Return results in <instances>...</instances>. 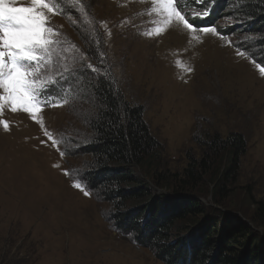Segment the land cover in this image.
I'll return each mask as SVG.
<instances>
[{
  "label": "rangeland",
  "instance_id": "1",
  "mask_svg": "<svg viewBox=\"0 0 264 264\" xmlns=\"http://www.w3.org/2000/svg\"><path fill=\"white\" fill-rule=\"evenodd\" d=\"M17 6H30V0H17ZM59 6L63 14H48V24L64 42L53 66L60 69L66 62L77 70L66 82L61 79L57 93L50 92L62 99L71 87L70 102L44 107L40 115L63 143L57 150L28 113L5 108L0 115L9 123L8 131L0 125V264H163L134 234L115 226L117 209L86 179L91 159L83 149L92 141L90 119L98 107L83 82L84 71L110 79L124 101L142 106L159 148L132 170L149 185L157 181L153 172L164 174L155 193L180 194L172 192L170 175L180 178L190 158H205L209 169L197 186L204 191L199 199L214 205L210 191L225 173L228 153L213 152L207 144L214 134L241 135L245 151L216 207L251 216L254 201L264 203V76L255 66H264V54L257 35L237 29L243 21L234 12L236 3L230 1L215 21L222 32L230 29L222 33L226 39L190 34L175 22L160 35H146L163 27L151 0H62ZM73 55L86 59L72 65ZM74 179H81L89 196L73 187Z\"/></svg>",
  "mask_w": 264,
  "mask_h": 264
},
{
  "label": "trees",
  "instance_id": "2",
  "mask_svg": "<svg viewBox=\"0 0 264 264\" xmlns=\"http://www.w3.org/2000/svg\"><path fill=\"white\" fill-rule=\"evenodd\" d=\"M230 1L236 3L234 12L243 21L237 29L257 35L256 44L264 54V0H218L212 15L197 25H213ZM183 3L190 11L196 7L188 0ZM229 31L224 28L223 33ZM84 73L83 82H88L98 107L90 119L92 141L83 149L91 159L86 179L92 187L103 189L117 209L115 226L134 234L136 241L152 250L163 264H264V203L255 200L254 213L248 218L216 207L226 198L225 185L238 171L239 158L245 151L242 136L232 134L221 139L214 134L207 144L213 152L221 148L228 153L225 173L210 191L214 205L199 199L204 191L197 186L209 169L205 158H190L180 178L179 174L170 175L174 177L172 192L180 194L175 196L170 191L160 195L155 192L164 174L153 172L157 180L153 185L133 175L132 167L143 164L148 157L153 159L159 148L143 119L142 106L124 101L110 79ZM132 202L137 204L128 208Z\"/></svg>",
  "mask_w": 264,
  "mask_h": 264
},
{
  "label": "snow or ice",
  "instance_id": "3",
  "mask_svg": "<svg viewBox=\"0 0 264 264\" xmlns=\"http://www.w3.org/2000/svg\"><path fill=\"white\" fill-rule=\"evenodd\" d=\"M196 2L203 5L207 4L208 0ZM61 3L62 0H30V6H17V0H0V115L5 108L12 113L19 111L28 113L33 121L40 124L44 135L57 150L63 139L55 137L44 127L40 114L44 107H62L70 102L71 87L65 91L62 99L51 95L50 92L59 80L63 79L66 82L68 73L77 70L75 67L67 66L66 62L60 69L53 66V55L64 42L60 39V33L48 24V14H63L64 9L59 6ZM151 3L156 6L153 10L161 16L163 27L153 28L146 32V35H160L175 22L182 25L190 34L199 31L205 35L212 34L226 39L219 26H202L195 23L209 17L210 8L192 12L190 21L187 13L179 8V0H151ZM192 39L199 40L200 37L192 35ZM228 43L233 42L229 40ZM74 48L72 45L63 51L68 52ZM237 54L248 55L244 51H238ZM84 59L86 57L83 55H73L72 65L81 64ZM255 66L261 76H264V66L261 63H256ZM86 67L92 71L97 70L91 64ZM184 70L192 71L186 66ZM0 125L5 131L9 130L7 121L0 120ZM64 154L61 151V156ZM65 174H68V170H65ZM73 187L82 191L85 196L90 195L81 179H74Z\"/></svg>",
  "mask_w": 264,
  "mask_h": 264
}]
</instances>
